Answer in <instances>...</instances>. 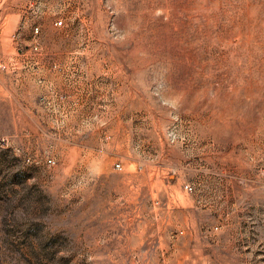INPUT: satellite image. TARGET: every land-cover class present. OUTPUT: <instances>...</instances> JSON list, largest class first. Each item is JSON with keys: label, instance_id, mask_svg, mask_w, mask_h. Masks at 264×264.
Wrapping results in <instances>:
<instances>
[{"label": "rangeland", "instance_id": "obj_1", "mask_svg": "<svg viewBox=\"0 0 264 264\" xmlns=\"http://www.w3.org/2000/svg\"><path fill=\"white\" fill-rule=\"evenodd\" d=\"M260 1L0 0V264H264Z\"/></svg>", "mask_w": 264, "mask_h": 264}, {"label": "bare ground", "instance_id": "obj_2", "mask_svg": "<svg viewBox=\"0 0 264 264\" xmlns=\"http://www.w3.org/2000/svg\"><path fill=\"white\" fill-rule=\"evenodd\" d=\"M258 7H259V9H263V11H264V3L262 4V1H260L259 4L254 6L255 9ZM247 12L248 11H244V13H247ZM213 14H214V22L212 23V28H215L217 26V22H218V20L216 19V18H218V15H217V13H213ZM263 25H264V18H263ZM218 40H219L218 34L217 33H211V29H210L208 32L205 31L202 35H200L199 41H200V43L203 44L202 46L204 47L205 51L214 53L215 49H216L215 47L218 44V42H217ZM260 40L262 41L263 38L260 37ZM225 43L229 44L230 39L227 38ZM246 52L248 54V56H247L248 59L246 61V65L243 68H240L239 72H243V71L246 73H252L253 72L251 74V76L254 79L259 78L264 83V49L260 46L259 41H258V42H255V44L253 46H250ZM227 63L233 65V60L230 59L229 61H227ZM239 72H238V74H239Z\"/></svg>", "mask_w": 264, "mask_h": 264}, {"label": "built area", "instance_id": "obj_3", "mask_svg": "<svg viewBox=\"0 0 264 264\" xmlns=\"http://www.w3.org/2000/svg\"><path fill=\"white\" fill-rule=\"evenodd\" d=\"M47 161H48V163H51V160H49V159H48ZM115 166H116V168H119V167H120V165H119V164H116ZM184 188H186V189H190V187H189V186H187V185H186V186H184Z\"/></svg>", "mask_w": 264, "mask_h": 264}]
</instances>
